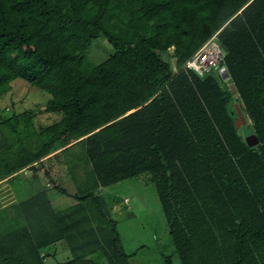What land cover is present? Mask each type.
<instances>
[{"label": "trees", "instance_id": "trees-1", "mask_svg": "<svg viewBox=\"0 0 264 264\" xmlns=\"http://www.w3.org/2000/svg\"><path fill=\"white\" fill-rule=\"evenodd\" d=\"M211 36L244 139L220 73L182 68ZM97 37L113 53L91 66ZM15 79L59 118L36 132L31 112L2 121L15 144L0 157L19 160L0 179L57 151L76 204L53 212L43 191L21 202L27 220L0 236V264H42L40 250L93 221L107 227L102 255L123 258L94 191L141 174L182 264H264V0H0V96ZM89 255L64 264H98Z\"/></svg>", "mask_w": 264, "mask_h": 264}, {"label": "rangeland", "instance_id": "rangeland-1", "mask_svg": "<svg viewBox=\"0 0 264 264\" xmlns=\"http://www.w3.org/2000/svg\"><path fill=\"white\" fill-rule=\"evenodd\" d=\"M171 52L172 49L170 48L160 57L163 61H169L172 65V60L168 59ZM112 53L113 48L110 44L103 37H97L91 41L84 52V59L89 65L94 66L106 60ZM216 73L218 74L220 71L213 74L216 75ZM229 85L228 79L219 81V86L222 89L228 88ZM231 94L233 96L232 104L238 105L240 101L236 94ZM49 99V94L40 91L24 80L15 79L10 82L9 90L0 96V153L9 144H15L12 135L2 124L3 120L23 112H31L34 117L31 120L30 131L36 132L38 127L52 124L59 118L58 114L43 111ZM241 115L245 120V124L249 125L250 123L245 115L243 113ZM237 133L244 139L240 127L237 128ZM56 153L57 151L51 153L47 156L48 159L44 160L45 157L40 163L35 164L33 166L35 172L28 168L26 171L30 170V175H33V179L36 177L42 187H44V182H48L49 186L44 187V189L50 194H53V191L58 193L60 189L64 190L66 195L61 197L62 205L60 206H69L76 203L73 198L74 187L67 170L61 164L60 156ZM11 155V153H6L5 159L4 156L0 157H3V159H0V176L19 160V157L9 159L12 157ZM94 194L101 198L106 216L115 227L119 250L123 258L115 260L110 258V260L102 255V250L107 245L103 236L107 227L93 221L69 230L67 232L69 238L63 239L59 244L55 245L53 243L40 250L42 264H64L71 261L75 255H82L83 260H87L92 258L89 252L99 255L98 264H164L165 258H169L171 264H182L180 257L171 244L154 188L146 175L141 174L107 187H99L94 191ZM52 202L54 203V201ZM11 210H14L13 217L17 220L16 223L19 226L23 224V220H27V210L25 208L18 206ZM72 218L76 220L80 216L76 215ZM66 223L68 224L69 221H66ZM72 249L75 250L72 251Z\"/></svg>", "mask_w": 264, "mask_h": 264}, {"label": "crops", "instance_id": "crops-1", "mask_svg": "<svg viewBox=\"0 0 264 264\" xmlns=\"http://www.w3.org/2000/svg\"><path fill=\"white\" fill-rule=\"evenodd\" d=\"M48 158L49 157L43 159L46 160ZM34 165L35 164L31 165L32 169L29 168L30 166H27L23 168V170L21 169L16 173L0 179V236H3L5 232H9L12 229L19 227V224L16 223L17 220H15L13 217L14 210L11 209L18 207L23 201L30 200L34 194L38 192H44L45 198L53 212H62L69 208V206L71 207L76 204L72 203L69 206H60L62 205V201H60L62 200L61 197H64V195L54 191L53 194H50L46 189H44L45 184H48V182H44V187H42L40 181H38L36 177L33 179V175H30V170H34L35 172V169L33 168ZM27 168L30 170L26 171ZM52 201H54V203ZM63 239L55 242L54 244H59L61 241H63Z\"/></svg>", "mask_w": 264, "mask_h": 264}, {"label": "built area", "instance_id": "built-area-1", "mask_svg": "<svg viewBox=\"0 0 264 264\" xmlns=\"http://www.w3.org/2000/svg\"><path fill=\"white\" fill-rule=\"evenodd\" d=\"M223 54L220 51L215 36H211L201 48L195 52L183 65V69H187L195 73L198 77H202L210 72L221 70V61ZM49 185L46 183L45 187Z\"/></svg>", "mask_w": 264, "mask_h": 264}, {"label": "water", "instance_id": "water-1", "mask_svg": "<svg viewBox=\"0 0 264 264\" xmlns=\"http://www.w3.org/2000/svg\"><path fill=\"white\" fill-rule=\"evenodd\" d=\"M220 75L222 76V80L225 81V80L228 79L227 74H226L224 68H221ZM229 89H230L231 93H234V90H233V87H232L231 84L229 85ZM234 109H235V120H234L235 127L238 128L240 126H244L245 125V120H244L243 116L241 115V112L237 108V105L236 104H234ZM255 143L256 142L254 141L253 144H255Z\"/></svg>", "mask_w": 264, "mask_h": 264}]
</instances>
